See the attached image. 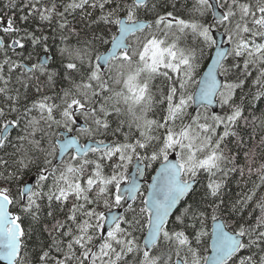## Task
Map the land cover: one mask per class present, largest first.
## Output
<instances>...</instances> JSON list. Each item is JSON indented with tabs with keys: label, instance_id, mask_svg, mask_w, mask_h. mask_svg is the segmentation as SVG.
<instances>
[{
	"label": "snow or ice",
	"instance_id": "snow-or-ice-1",
	"mask_svg": "<svg viewBox=\"0 0 264 264\" xmlns=\"http://www.w3.org/2000/svg\"><path fill=\"white\" fill-rule=\"evenodd\" d=\"M4 7L27 10L20 21L55 18L63 46L56 69L28 63L26 43L47 53L49 37L14 16L0 20V262L264 264V109L254 114L264 102V0H193L187 19L160 15L158 0ZM77 12L116 31L89 25L81 35ZM149 12L151 21L141 18ZM61 79L71 87L45 94ZM157 106L160 119L149 118ZM121 117L138 136L98 139L114 118L119 132ZM148 170L155 174L142 189ZM234 174L244 181L235 198L227 191ZM45 219L48 239L29 253L31 225Z\"/></svg>",
	"mask_w": 264,
	"mask_h": 264
},
{
	"label": "trees",
	"instance_id": "trees-1",
	"mask_svg": "<svg viewBox=\"0 0 264 264\" xmlns=\"http://www.w3.org/2000/svg\"><path fill=\"white\" fill-rule=\"evenodd\" d=\"M8 2H9V0H0V19L7 18L9 16H14L15 17L14 22L17 26H19L23 29H27L28 31L35 32V34L38 36L39 35H46L49 37L48 41L46 42L48 45V52L47 53L44 51L43 44H41L39 46H33L30 42L26 43L25 51L23 53L25 60L28 63H39V60L41 59V57L43 55H51V58L49 59V64H48L50 67V70L58 68L59 67V52H58V50L63 45L61 43V34L58 31H56V19L54 18L51 21V23L46 22V21L41 22L38 18L36 20H32L30 18L28 21H20L19 16L22 14H26L27 10H25V13H20L18 11V9H12L11 11H9L7 8L4 7L5 4H7ZM23 2H24V0H16V3L18 6L22 5ZM57 2L60 4H64V3H67L68 0H57ZM158 3L160 4V7L156 9V12H158L160 15H165L167 12H172L173 16H175V17L187 19L188 14H189V10L191 9L192 3H193V0H158ZM61 10H62V8H61ZM90 11L93 12L92 18H95L100 14L99 9L90 10ZM156 12H149L147 17H144L142 15L141 18L142 19L146 18L149 21H151L155 17ZM74 16L76 17V19L73 21V25L75 27H77L78 29L82 30L81 35H83L85 32H89L88 26L91 25V20L84 19L82 17L81 13H79V12L74 13ZM69 19H72V18L69 17ZM208 20H209V22H211V16L208 17ZM91 28L96 29L97 32H99L100 29H104V31L108 32V33H114L116 31L115 27H106L103 24L99 25V27H97L96 25H91ZM0 35H4V34L2 32H0ZM70 39H71L72 43H75V37H70ZM189 41H190V38H189ZM106 47L107 46L97 45V48L99 49L100 52L105 51ZM29 55L31 56L30 60L27 59L29 57ZM208 55H209V53L205 54V59L201 62L202 67L206 66V64L209 60ZM53 58H55V62H54ZM155 83L157 85L163 87L162 80H158ZM70 87H71V84L69 83V81L61 79V80H58V82L56 83L54 88L45 89V94L53 95L56 92H59L61 89H67ZM248 90L249 89L246 87L243 90V93L246 94L248 92ZM240 95H242V93L240 92V90H238L237 96L239 97ZM29 98H30V100L38 98V94L35 93L34 89L30 90ZM254 107L256 109H258L254 114L256 116H259L260 115L259 109H264V102L257 101L255 103ZM218 112H220V109H218ZM161 114H162L161 109L159 106H157V108L155 110V115L150 113L149 118L160 119ZM245 115H247V116H249V118H251V116L253 115V108H251V107L247 108ZM120 119L125 120V123L123 124V126L119 132H115V134H113V131L117 127V122H115V118H114V122H112L111 129L109 130L108 134L105 137H98V139H105V142L107 143V142H112V141H123L125 135L138 136L139 133L136 130L134 125L131 129H129V126L127 123V119H128L127 117H121ZM16 131H19V130L17 129ZM13 136H15V132L13 133ZM81 141H85V139H81ZM55 161L56 160H53L54 164H55ZM158 166L159 165L157 164L156 167H158ZM129 171H131V169ZM153 174H154V172L152 170H148L145 173V180H149L151 175H153ZM29 175L31 176V174H29ZM25 179L29 180V177H25ZM199 179H200V183L196 187H197L198 193H202L204 191V185H206V183H207V176L205 174H202ZM253 179H255V177H253ZM238 183H239V186H238ZM243 185H244V181L239 177L238 174H234L233 178L231 179V183L229 184V186L227 188V191L229 194L232 195L233 198H235L239 194V192L241 191V188H243ZM146 187H147V184L145 181V183L142 186V189H146ZM145 195H146V192H145ZM196 198L198 199L199 195H197ZM69 206H70V204H69ZM12 210L15 212L17 211L16 209H12ZM46 211H47V208H46V202H45V212H44L45 216H46ZM44 223H50V221L45 219L39 225H36V224L31 225V227L34 229V231L32 232L31 238L28 240L29 253H32L33 251L38 252L39 251L38 245H40L41 242L46 241L48 239L47 233L41 231ZM211 225H212V222H211V220H209L208 224H207V231L209 233L211 232ZM22 226L27 230L30 227L29 220L25 219L24 224ZM209 244H210V241H209ZM205 254L207 255V254H209V252H206Z\"/></svg>",
	"mask_w": 264,
	"mask_h": 264
},
{
	"label": "water",
	"instance_id": "water-1",
	"mask_svg": "<svg viewBox=\"0 0 264 264\" xmlns=\"http://www.w3.org/2000/svg\"><path fill=\"white\" fill-rule=\"evenodd\" d=\"M0 20H6L5 18H3V19H0ZM216 39L218 40V42H221L222 43V46L223 47H228L229 45L226 43V42H223L224 40H225V38L224 37H222L221 35H220V33L219 32H217L216 33ZM212 54H214V53H212ZM51 58V55H43L42 57H41V61H47V64H49V59ZM208 63H210V60H208V62H207V64ZM206 64V65H207ZM204 70H206V66L204 67ZM218 109H219V107L217 106V107H215V110L218 112ZM78 124H83V122H82V120L81 119H79L78 120ZM86 142V141H85ZM84 142V143H85ZM56 163H58V161L56 160L55 161ZM131 171H134V169H132ZM155 174V173H154ZM29 182L30 183H34V179H29ZM144 182H145V179H144V177H142V178H140V183H141V186L144 184ZM150 182V180H148L147 181V184ZM211 231H212V227H211ZM209 254H210V251H209ZM0 264H3V262H0Z\"/></svg>",
	"mask_w": 264,
	"mask_h": 264
},
{
	"label": "bare ground",
	"instance_id": "bare-ground-1",
	"mask_svg": "<svg viewBox=\"0 0 264 264\" xmlns=\"http://www.w3.org/2000/svg\"><path fill=\"white\" fill-rule=\"evenodd\" d=\"M32 46V45H31ZM41 61V59L39 60V62ZM159 111V110H158Z\"/></svg>",
	"mask_w": 264,
	"mask_h": 264
},
{
	"label": "flooded vegetation",
	"instance_id": "flooded-vegetation-1",
	"mask_svg": "<svg viewBox=\"0 0 264 264\" xmlns=\"http://www.w3.org/2000/svg\"><path fill=\"white\" fill-rule=\"evenodd\" d=\"M74 134V133H73Z\"/></svg>",
	"mask_w": 264,
	"mask_h": 264
}]
</instances>
